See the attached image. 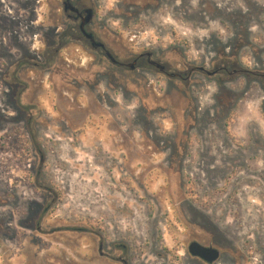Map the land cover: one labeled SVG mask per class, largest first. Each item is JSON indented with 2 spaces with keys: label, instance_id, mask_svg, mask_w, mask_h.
<instances>
[{
  "label": "rangeland",
  "instance_id": "374dc122",
  "mask_svg": "<svg viewBox=\"0 0 264 264\" xmlns=\"http://www.w3.org/2000/svg\"><path fill=\"white\" fill-rule=\"evenodd\" d=\"M81 6L163 71L70 42L62 0H0V264H264L263 83L168 77L264 73V0Z\"/></svg>",
  "mask_w": 264,
  "mask_h": 264
},
{
  "label": "flooded vegetation",
  "instance_id": "af4514ba",
  "mask_svg": "<svg viewBox=\"0 0 264 264\" xmlns=\"http://www.w3.org/2000/svg\"><path fill=\"white\" fill-rule=\"evenodd\" d=\"M82 1L83 0H62L63 13L68 16L67 19H69L71 25L66 27V33L64 36L66 38H69L70 42H76V43L82 42L83 43L82 47L89 46L93 52H98L99 54L102 55L103 58L106 57L114 66L118 67L119 69H128L129 71H131L136 69L139 65L142 66V64L145 63V65L148 68L155 69L158 71H163L159 63L153 60L151 53H140L129 64L127 63L124 64L122 62L117 61V59L112 56V54L107 50L106 46L97 39L96 35L90 29L92 23V17H93V10L89 7L86 8L82 7L81 6ZM68 5H70L73 9H75L77 13L71 12L69 10ZM87 10H92L91 19L87 24L83 26V32H82L79 27L82 18L86 16L85 12ZM87 36L88 37L90 36L91 38L89 39L87 38ZM55 53H57V49L55 50ZM200 68H202L203 70H199ZM195 72H198L200 74L204 73L209 77H215L218 76L219 74H226L228 77H233L235 75H243L245 77L256 80V82L260 85H262V83L264 85V73L257 70L251 71L249 69H236L233 71H227L226 68L220 67V68H216L213 71H207L204 67H195L190 69L187 73L176 74V75L169 74L168 77L177 78L181 80L183 83H185L190 79L191 75Z\"/></svg>",
  "mask_w": 264,
  "mask_h": 264
},
{
  "label": "water",
  "instance_id": "95a60500",
  "mask_svg": "<svg viewBox=\"0 0 264 264\" xmlns=\"http://www.w3.org/2000/svg\"><path fill=\"white\" fill-rule=\"evenodd\" d=\"M68 7L71 12H74V13L76 12L75 9H73L70 5H68ZM91 12L92 10H87L85 12L86 16L82 18L81 20V24L79 28L82 32H83V26L87 24L89 20L91 19ZM87 38L90 39L91 37L87 36ZM199 70H203V69L200 68ZM187 252L192 258L199 259L205 264H213L219 258V251L216 248L212 246H205L195 241L188 244Z\"/></svg>",
  "mask_w": 264,
  "mask_h": 264
}]
</instances>
